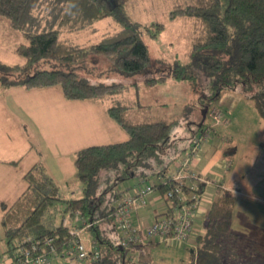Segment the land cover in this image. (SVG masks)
I'll list each match as a JSON object with an SVG mask.
<instances>
[{"label": "trees", "instance_id": "trees-1", "mask_svg": "<svg viewBox=\"0 0 264 264\" xmlns=\"http://www.w3.org/2000/svg\"><path fill=\"white\" fill-rule=\"evenodd\" d=\"M128 1L0 0V20L22 35L14 51L24 60L13 64L0 60V87L30 89L59 84L68 100L108 99L112 104L106 108L107 115L129 136L125 141L91 145L76 151L74 164L82 192L77 199L59 196V185L49 176L41 159L32 164L23 174L22 192L10 205L0 203L4 246L10 247L23 239L53 237L59 247L67 241L69 229H78L85 246L96 245L99 251L98 260L90 264H137L136 254L142 264H149L144 258L148 247L144 254L120 245L121 234L113 213L125 191H119L117 185L129 178L162 176L164 181L153 192L167 205L159 216L172 211L176 198H168L166 194L175 182L169 175L174 163L184 161L179 155L172 156L169 141L176 119L132 120L130 113L134 107L146 110L152 108L150 104L138 100L124 102L119 95L128 86L91 83L76 71L85 67L86 60L95 64L102 56L112 58L118 72L135 74L147 70L150 57L142 36L155 38L164 26L159 22L142 24L133 20L126 9ZM169 15L171 19L195 18L198 29L191 37L188 62L174 60L167 75L147 77L143 86L151 88L168 78L198 82L199 75H203L213 93L200 97L198 109L209 108L223 91L239 90L264 120V0H197L176 7ZM108 17L119 29L103 34L95 43L80 45L66 36L92 28L95 22ZM41 61H53L65 69H42L38 67ZM134 85L136 89L140 86ZM201 117L200 112V118L193 123L196 127L187 151L191 149L192 139L207 127L204 121L198 126ZM17 162L7 163L16 165ZM195 175L201 177V174ZM219 182L212 192L214 196L203 219V230H197L195 223L193 243L181 244L195 247L187 264H264V247L231 231L235 195ZM194 183L198 189L191 190L189 185ZM180 184L188 195L203 193V184L189 175ZM59 204L64 205L61 212L68 215L66 225H63L64 217L58 223L52 215ZM84 231L90 232L86 238ZM159 244L164 243L149 247Z\"/></svg>", "mask_w": 264, "mask_h": 264}, {"label": "rangeland", "instance_id": "rangeland-1", "mask_svg": "<svg viewBox=\"0 0 264 264\" xmlns=\"http://www.w3.org/2000/svg\"><path fill=\"white\" fill-rule=\"evenodd\" d=\"M197 0H129L126 9L133 20L142 24L159 22L163 24V29L155 38L143 35V40L147 45L150 64L146 71L135 74H126L118 72L113 67V59L101 57L93 64L86 60L85 67L77 68L78 74L87 78L91 83H123L128 88L119 96L124 102H135L136 93L144 94V99H140L141 103H148L152 108L139 110L134 107L130 113L132 120H150L156 118L176 119L172 125L169 134V141L172 148V156L187 155L189 138L195 129L194 121L200 118V108L198 109V100L200 97L210 96L213 93L211 85H206L203 75H199L200 80L197 81H177L171 78L156 84L151 88H145L143 81L150 76L158 77L159 75H167L170 72L171 65L174 60H179L181 63L188 62V52L190 48L191 37L198 27L195 23V18L177 16L170 18V12L176 7L184 6L189 2ZM119 25L116 24L110 17L99 20L93 24V27L83 29L77 32L66 34L68 38L80 45H89L100 40L105 33L117 31ZM22 41L20 32L9 28L4 20H0V60L6 63H22L24 60L18 56L14 49L15 46ZM100 57V56H98ZM91 58V56L89 57ZM162 60L163 62H159ZM42 69H65L62 65L53 61H41L38 65ZM203 76V77H202ZM200 82V83H199ZM134 83L140 85L135 88ZM133 84V85H132ZM51 91H47L44 96H49L46 102H41L39 97H29L24 100L25 107L29 109L28 113L14 112L10 106L0 102V159L6 158L11 153V140L25 137V140L39 149L40 136L39 132L43 131L47 126L57 124L58 114L61 106L57 103L59 99L62 101H76L74 103H89L97 105L106 113L107 106L112 103L110 100H68L62 95L61 86H51ZM44 89V88H39ZM38 88L26 89L22 86L0 87V98L8 99L13 92L20 90L24 95L28 91H40ZM56 91V92H55ZM35 92V93H37ZM235 95L244 97L239 90L230 91ZM39 93H42L39 92ZM59 95V97L57 96ZM13 97V96H12ZM14 98V97H13ZM247 104L243 107L242 112L236 113L233 116H226L225 110L222 113V121L227 119V122L221 123L216 128L224 127L223 131L231 134L232 139L235 134L237 153L234 159L235 165H245L249 169H236L234 173V181L226 187L235 195V202L231 217V231L239 234L244 238L255 241L257 244L264 247V237L259 236L253 228L264 223V120L260 118L253 108L250 100L244 97ZM214 102L210 105L214 107ZM135 105V104H134ZM226 106V105H225ZM245 108V109H244ZM59 111V112H58ZM224 114V115H223ZM21 124H20V123ZM204 123L208 126L213 123L211 117L207 114L204 118ZM121 129V128H120ZM217 129V131H218ZM128 139V134L122 129ZM116 140V141H115ZM113 142H121V139H115ZM16 141V140H15ZM209 141V139H208ZM207 142V141H206ZM203 142L201 149L206 145ZM105 143V144H108ZM91 146V145H89ZM185 149V150H184ZM202 151V150H200ZM199 151V152H200ZM227 159V158H226ZM231 159V160H232ZM222 160V158H221ZM220 160V161H221ZM230 160V159H227ZM0 169H4L0 164ZM26 169L19 167L13 169L14 175L7 183L0 185V203L4 202L10 205L18 196L17 190L25 186L23 174ZM70 184L59 183V196L64 199H77L82 196L80 183L76 177V169L70 175ZM228 182V181H227ZM1 184V183H0ZM137 184V178H129L120 182L117 187L119 191H126L130 188V192H134L133 188ZM132 188V189H131ZM63 204H59L57 209L52 210V215L56 222L67 216L62 213ZM2 211L0 209V216ZM256 221L257 225L252 226L250 220ZM204 228V220H201L197 225V230L202 231ZM1 230H0V247H1ZM89 231L83 232V237H88ZM194 245L191 247L185 245H175L172 247L164 244L148 247L147 254L144 257L150 264H187ZM139 254H136L134 260L137 264H142L139 261ZM66 260V259H65ZM65 264H87V262H70L66 260ZM144 260V259H143ZM52 264H64L61 260H55Z\"/></svg>", "mask_w": 264, "mask_h": 264}, {"label": "crops", "instance_id": "crops-1", "mask_svg": "<svg viewBox=\"0 0 264 264\" xmlns=\"http://www.w3.org/2000/svg\"><path fill=\"white\" fill-rule=\"evenodd\" d=\"M51 89L52 87H46L44 89H39L40 91L38 92L37 90L28 91V93L25 95L21 93L20 90H16L12 95L14 98L10 96V102H8V99L6 100V98H0V102L2 103V106L3 104L8 105L14 112H20V115L23 113L26 114L28 113L29 109L25 107V103L23 101L29 97H39L41 102H46L49 100L47 98L50 95L44 96L42 94H45L47 91H51ZM41 91L42 93H39ZM57 96L59 97V95ZM135 98L138 101L140 99L143 100L144 94H138L135 96ZM74 102L76 101H62V99L57 101V103L61 106L59 111L63 112L58 114L59 116L56 119V125L47 126L43 131L39 132V149L34 148L33 145H30V143L25 140V137L16 139L14 136V139L11 140L10 155L6 158L0 159V164H2L4 168L0 169L1 186L3 184L5 185L7 181L13 177V169L22 167V169H26V172L29 167L39 159L43 161L47 173L57 184L63 183L69 185L71 181L70 175L75 170L74 160L77 150L89 145H101L110 141L113 142L115 139H121L122 141L126 139V135L123 133L122 129H120V127L109 118L107 113L103 111L105 109L101 110L97 105L89 103ZM214 103V107H216L218 110L219 108L225 110L223 107H226L227 117H234L236 113L240 114L243 110V107L246 108L249 102L246 101L244 97L235 95L230 91H223L220 93L218 99ZM219 111L221 112V110ZM222 113L225 112L222 111L221 114ZM225 121L227 122L226 118L223 121L224 124ZM217 129L216 132L211 134L209 141H207L206 145L201 149L202 151H200L198 155H196V157L191 160L187 167H184L185 175H189V173H197L201 174V176L209 177L212 180L219 178L225 186H229L234 181V173L236 169L249 168L245 165L237 166L234 164V159H232V157H234L237 153L235 134L232 139L231 134L223 131L224 127H220L218 131ZM185 157V155L181 156L180 160L183 161ZM226 158L230 160L232 159L231 166L229 168H225L223 165V161ZM15 160H18L16 165L7 163L9 161ZM180 162L181 161L174 163L171 169H176V165ZM24 187L25 186H22L20 190H17V195L22 192ZM208 189L213 193L215 191V189L212 187ZM157 196L158 195L156 193H153L150 197L148 205L140 208L134 213V219L136 223H148L152 215L156 214L157 212L161 213L164 210L163 202L158 199ZM213 196L214 195H206L202 197L200 207L205 212V215L210 208V203L213 199ZM203 216L196 220V225H198L199 222L204 219ZM67 219L68 215L63 220L67 221ZM248 220H250V222L255 221L251 218ZM251 224L252 226L257 225L256 221ZM253 229L259 236L264 237L263 222L260 226H257ZM185 246L191 247L193 245L189 246L188 244H185ZM55 260H61V262L65 264V259L63 258L53 259V261ZM148 263L150 264L149 261Z\"/></svg>", "mask_w": 264, "mask_h": 264}, {"label": "built area", "instance_id": "built-area-1", "mask_svg": "<svg viewBox=\"0 0 264 264\" xmlns=\"http://www.w3.org/2000/svg\"><path fill=\"white\" fill-rule=\"evenodd\" d=\"M207 114L213 120L202 133L192 139L191 149L188 151L183 162L176 165V169L171 170L169 178L175 182L174 188L170 189L166 197L176 198V205L171 212H166L159 216L160 212L152 215L148 223H135L134 213L140 208L148 205L150 197L154 192V187L164 181L162 176H142L137 178V184L133 191L130 189L121 194L117 200L113 219L119 230L120 245L128 250H139L146 253V248L156 243H164L167 246L193 243L196 220L205 215L200 203L203 196H212L213 193L208 188L215 189L220 179L210 180L204 176H197L189 173L190 178L198 180L203 184L201 196L196 194H186L181 186V180L185 176L183 167L189 165L191 160L198 155L203 142L208 141L211 134L216 132V127L222 121V114L216 107L207 108ZM225 168L231 166V160L224 159ZM227 170V169H226ZM224 187V184H221ZM189 188L198 189V186L190 184ZM132 189V188H131ZM162 201L160 195L157 196ZM163 202V209L166 204ZM158 215V216H157ZM204 217V216H203ZM67 221L63 220V225ZM69 236L61 246L55 244L53 237H46L37 240L23 239L15 241L14 245L7 247L1 243L0 264H51L53 259L63 258L68 261H85L93 263L98 260L100 254L96 245L87 248L81 237V230L69 229Z\"/></svg>", "mask_w": 264, "mask_h": 264}, {"label": "water", "instance_id": "water-1", "mask_svg": "<svg viewBox=\"0 0 264 264\" xmlns=\"http://www.w3.org/2000/svg\"><path fill=\"white\" fill-rule=\"evenodd\" d=\"M206 112H207V106L206 107H203L202 109H201V121L198 123V126H201V124L203 123V121H204V118H205V116H206Z\"/></svg>", "mask_w": 264, "mask_h": 264}]
</instances>
